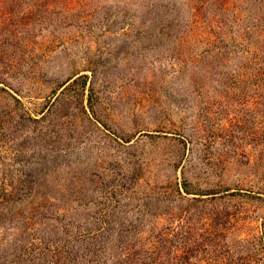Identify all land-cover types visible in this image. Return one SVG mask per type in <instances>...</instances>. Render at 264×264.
I'll use <instances>...</instances> for the list:
<instances>
[{"label": "rangeland", "instance_id": "obj_1", "mask_svg": "<svg viewBox=\"0 0 264 264\" xmlns=\"http://www.w3.org/2000/svg\"><path fill=\"white\" fill-rule=\"evenodd\" d=\"M0 264H264V0H0Z\"/></svg>", "mask_w": 264, "mask_h": 264}]
</instances>
